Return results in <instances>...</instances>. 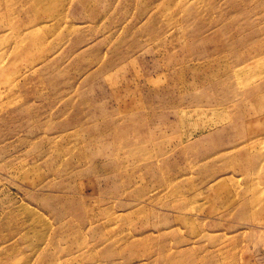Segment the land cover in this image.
<instances>
[{
	"label": "rangeland",
	"instance_id": "374dc122",
	"mask_svg": "<svg viewBox=\"0 0 264 264\" xmlns=\"http://www.w3.org/2000/svg\"><path fill=\"white\" fill-rule=\"evenodd\" d=\"M0 264H264V0H0Z\"/></svg>",
	"mask_w": 264,
	"mask_h": 264
}]
</instances>
